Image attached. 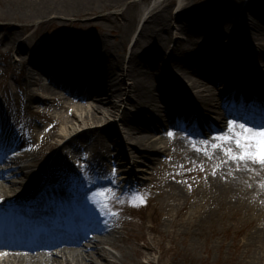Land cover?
I'll return each instance as SVG.
<instances>
[{"label":"bare ground","instance_id":"6f19581e","mask_svg":"<svg viewBox=\"0 0 264 264\" xmlns=\"http://www.w3.org/2000/svg\"><path fill=\"white\" fill-rule=\"evenodd\" d=\"M129 1L136 2L38 0L16 12H20V16L27 20L46 18L52 14L80 17L117 8ZM244 1L202 0L198 6L181 7H178L177 0L163 1L151 10L133 44L128 61L124 57V49L117 53L105 38L82 37L76 40L65 34L66 36L62 35L63 43L52 50L48 46L50 39L26 47L22 38L30 26H21L20 31L12 25L0 26V45L7 48L1 51L4 59L12 60L15 55L19 57L18 83L22 82L24 86L22 98L23 101L26 100V111H31L34 117L43 118L52 126L50 129L43 127L39 133L32 132L34 146L40 147V150L46 148L36 152L48 159L59 148L57 156L67 158V163L80 161L82 164L79 166L83 168V160L91 159L99 165L100 161L123 159L121 162L127 164V173L121 174L131 183L137 182L142 194H149V186L148 180L141 178V173L145 171L146 165L153 160L157 161L155 158L161 153H168L172 160L179 159V155L189 154L186 159L190 161L188 158L191 157L194 160L190 162L196 163L204 159L211 163L207 164V168L212 164L217 166V162L224 159L222 152L217 150L211 161L209 156L196 151L192 147L193 143L199 147L203 141H212L213 137L226 132L229 122L233 120L250 127H264L259 126L264 121H256L254 111L244 107L250 100L251 91L260 90L264 96V52L250 53L249 49L241 47L240 41L236 48L230 45L224 50L221 45L224 36L233 40L236 36L234 31L241 30L243 39H250L264 49V0H246L245 7ZM171 6L178 7L175 15L168 13ZM237 13L242 17L241 20H237ZM109 18H114V15L110 14ZM237 21H240V26L234 31L223 27L221 31L212 33L219 25ZM173 22L179 32L190 34L194 41L187 43L191 42V48L181 49L185 41L172 37ZM136 23L135 19L132 24ZM247 31L251 33L249 38L245 33ZM127 42L128 38H123V48ZM242 61L249 65L247 70H244ZM126 81L131 82L128 87H125ZM127 91L132 96L123 104L137 108L140 112L133 109L130 112L129 108L120 113L119 105L114 103V99L123 98ZM234 102L235 107L232 106ZM49 105L59 106L57 108L60 112L50 110ZM218 109L228 112L227 116L222 115ZM70 110H73V114ZM196 112L199 113L197 119L201 120L209 133L202 141L180 136L182 128L189 126L191 115ZM117 117H120L125 144L115 128L103 126ZM34 126L40 127V124L34 123ZM170 132L175 133V136H169ZM122 145L127 148L124 150L126 152H123ZM16 151L15 156L4 154L0 157L3 168L0 173V193L4 195L0 197V206L11 204L13 210L22 213L23 206L31 205L40 209L37 213H41L39 216L43 217L46 198L53 194L67 195L61 190L54 192L56 187L53 181L48 183L45 180L44 172L47 167H42L40 158L31 159L34 148L28 153H22L17 146ZM129 154L133 164L128 160ZM219 165L223 171L230 170L233 178L239 177L232 179L231 186L222 182L215 186V193L221 200L233 202L231 198L235 192L241 194L239 201L248 196L251 191L243 190V178L253 186L254 194L257 193L259 200L254 199L255 204L264 198V187H261L264 183V168L261 165L249 162L246 169L241 162L237 169L236 163L230 160L224 164L219 162ZM210 168L211 166L207 171L212 173ZM118 169L116 174L120 172ZM39 170L42 171L40 175ZM159 171L167 172L164 168ZM196 173L206 175L199 170ZM13 174L21 177V181L8 183ZM180 175L181 173H174L167 176ZM183 176H186L187 182L193 179L191 173ZM207 176L212 178L210 174ZM163 183L161 180L160 186L163 189L168 185L173 190L174 186L168 182ZM43 186L47 188L39 196L26 199L42 190ZM181 195L182 192L175 189L173 197L180 198ZM51 203L53 206L52 199ZM156 206H153L155 213L158 209ZM177 212L181 213L182 208L179 207ZM57 233L59 229L55 234ZM92 234L93 231L86 228L84 233L75 238L59 240L53 245H41L33 250L15 244L13 249L0 251V264H119L124 252L115 243V239L99 232L101 235L90 241ZM82 240L89 242V246H82ZM106 245L118 249L119 255L109 253L104 248ZM138 253L139 256H144L141 249Z\"/></svg>","mask_w":264,"mask_h":264},{"label":"rangeland","instance_id":"374dc122","mask_svg":"<svg viewBox=\"0 0 264 264\" xmlns=\"http://www.w3.org/2000/svg\"><path fill=\"white\" fill-rule=\"evenodd\" d=\"M36 1L38 0H0V26L3 24L12 25L18 27L16 28L18 31L21 26L31 27L22 38L26 47H32L36 42H47L50 39L51 42L48 46L53 50L58 44L63 43L62 35L65 34L71 35V38L76 40L82 37H99L105 38L117 53H121L124 49V57L128 61L133 44L138 39L151 10L166 0H149L148 2L134 0L136 2L129 1L117 8L100 10L95 12V15L80 17L52 14L46 18L27 20L20 16V12H16ZM201 1L177 0V5L178 7L183 5L198 6ZM236 1L239 3V0ZM246 4L247 1L244 7ZM178 7L171 6L168 13L175 15ZM110 14H113L114 18H109ZM236 15L237 20L242 19L239 13ZM135 19L137 23L133 25L132 22ZM235 23L227 22L219 25L212 33L221 31L223 27L225 30L231 28L234 31L235 28H239L240 21ZM172 27V37L185 41L180 48L184 50L188 47L191 48V42L187 43L194 41L190 38V34L179 32L174 22ZM234 32L236 36L233 40H229L228 36L223 37L221 45L224 50L230 45L236 48L240 41L241 47L249 49L250 53L264 52L262 46L256 45L250 39L248 41L243 39L241 30ZM212 33L211 35H213ZM245 33L248 38L251 36L250 31ZM125 37L128 38V42L123 48L122 41ZM3 49L7 50L5 45H0V119L4 125L8 126V136L12 138L19 135L21 137L20 139L24 143H20L18 147L22 153H28L34 148L31 159L40 158L42 167L44 169L47 167L44 172L45 180L53 181L56 187L54 192L61 190L71 197L72 191L76 190L75 196L81 198L78 207L80 213L85 214L93 207L110 209L113 212L111 214L114 216L118 229L116 234L110 235V238L115 239V243L121 246L124 252L120 256L122 261L119 264H264V198L255 204L254 199H258L257 193L254 194L253 186L249 185V182H245L246 179L243 178L241 179V183L244 185L243 190L249 189L251 193L245 196L242 201H239L241 197L239 192L233 193L231 198L233 202L227 199L221 200L215 193V186L221 182L226 186H231L233 185L232 179L239 177L233 178L234 175L230 170L226 172L217 167L220 166V158L217 160L219 162L216 161L217 166L210 165L212 170L210 173L207 171L210 167L207 168V164L211 163L204 159L194 163L190 162L194 161L193 158H188L190 161L186 159L189 154H184L179 155V159L173 158L172 160L168 153H161L158 158H155L157 161L153 160L151 164L147 163L148 165L144 167L145 171L141 173V178L148 180L149 194L143 193L146 203L141 204L137 201V206H133L126 202L127 198L123 197L122 200L116 199L105 206L100 202L96 193L107 189H112L113 194L116 192L112 187L117 185V182L113 180L115 175L112 172L109 173V169L119 168L122 172H127L125 167L127 164L121 162L123 159L100 161L99 165L88 160L84 162L87 164L85 170L82 166H75L74 162L67 163V158L57 156L59 148L57 151H53L48 159L37 153L36 150L41 152L46 148L40 150V147L34 146L31 139L32 132L39 133L43 127L50 129L52 126L43 118L34 117L31 111H26L24 107L26 100L23 101L22 98L24 86L22 82L18 83L17 62L19 57L15 55L12 60H5L1 52ZM234 53H237L236 50ZM242 64L244 70L249 68L245 61H242ZM44 82L47 84L46 79ZM130 84L131 82L126 81L125 87ZM131 96L132 94L127 91L123 98L114 99V103L119 105L120 113L129 108L130 112L132 109L137 112V108L134 109L123 104ZM57 107L59 106H48L50 110L59 113L60 110ZM218 111L220 112V109ZM69 112L73 114V110ZM119 119L120 117L110 120L103 126L115 128L125 144V136L122 134L123 130ZM34 123L40 124V127H35ZM124 150L127 148L123 147V152H126ZM223 157L222 161L226 160L224 154ZM128 160L131 161V154L128 155ZM139 161L142 162V159ZM211 161L213 160L211 159ZM75 163L82 164L80 161ZM131 163L133 164V160ZM38 168L40 169V167ZM160 168H164L167 172H160ZM202 168L203 170H201ZM198 170L202 173L205 172L206 175L197 174ZM41 172L39 170L38 175ZM174 173H181L180 176L191 173L193 179L187 182L186 176H167ZM208 174L212 178H209ZM11 176L13 177L14 174ZM20 178H11L8 183L20 182ZM107 180L112 184H104ZM161 180L164 181L163 185L168 182L174 186L173 190L168 185L163 189V186H160ZM175 189L182 192L180 198L173 197ZM114 195L116 196V193ZM1 196H4L3 193H0ZM88 204L90 205L87 207ZM155 205L158 207L156 213L153 209ZM179 207L182 208L181 213L177 212ZM85 215L87 216V214ZM104 248L115 256L119 255L118 249L107 245ZM139 249L144 252V256H139Z\"/></svg>","mask_w":264,"mask_h":264},{"label":"snow or ice","instance_id":"6c2138e0","mask_svg":"<svg viewBox=\"0 0 264 264\" xmlns=\"http://www.w3.org/2000/svg\"><path fill=\"white\" fill-rule=\"evenodd\" d=\"M169 136L174 137L175 133L170 132ZM192 147L196 151L203 152L209 158H213L215 152L219 150L226 157V160L221 161V163H226L229 160L234 161L237 169L240 168L241 162H243L246 169L249 162L258 163L264 168V127H250L247 124L233 120L229 122L226 132L213 137L212 141H203L202 146L198 147L193 143ZM213 174L215 175V172ZM261 187H264V183L261 184ZM96 196L100 198V202L104 203L105 206L117 199L112 189L101 190L96 193ZM137 201L141 204L146 203L143 194L139 192L127 197L126 202L137 206Z\"/></svg>","mask_w":264,"mask_h":264}]
</instances>
